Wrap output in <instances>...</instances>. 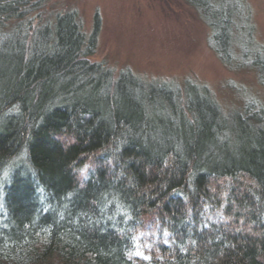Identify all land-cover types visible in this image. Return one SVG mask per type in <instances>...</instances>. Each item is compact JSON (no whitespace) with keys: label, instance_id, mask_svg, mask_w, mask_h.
Here are the masks:
<instances>
[{"label":"trees","instance_id":"1","mask_svg":"<svg viewBox=\"0 0 264 264\" xmlns=\"http://www.w3.org/2000/svg\"><path fill=\"white\" fill-rule=\"evenodd\" d=\"M0 0V264H264V100L91 61L76 9ZM264 86L247 0H185Z\"/></svg>","mask_w":264,"mask_h":264},{"label":"rangeland","instance_id":"2","mask_svg":"<svg viewBox=\"0 0 264 264\" xmlns=\"http://www.w3.org/2000/svg\"><path fill=\"white\" fill-rule=\"evenodd\" d=\"M255 40L264 42V0H247ZM76 9L89 33L99 18L91 61L114 72L128 68L145 80L191 78L205 83L225 109L264 100V86L251 69H230L209 46V28L185 0H47L45 14Z\"/></svg>","mask_w":264,"mask_h":264}]
</instances>
